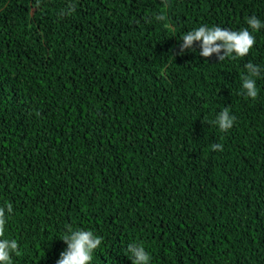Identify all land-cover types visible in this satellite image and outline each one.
<instances>
[{
  "label": "trees",
  "instance_id": "obj_1",
  "mask_svg": "<svg viewBox=\"0 0 264 264\" xmlns=\"http://www.w3.org/2000/svg\"><path fill=\"white\" fill-rule=\"evenodd\" d=\"M253 15L264 0H0L10 264H56L76 229L102 238L91 264H131L134 243L151 264H264V71L241 94L264 29L237 60L180 51L194 28Z\"/></svg>",
  "mask_w": 264,
  "mask_h": 264
},
{
  "label": "clouds",
  "instance_id": "obj_2",
  "mask_svg": "<svg viewBox=\"0 0 264 264\" xmlns=\"http://www.w3.org/2000/svg\"><path fill=\"white\" fill-rule=\"evenodd\" d=\"M246 27L239 30H229L219 26H199L186 32L180 44L181 53L191 50L194 42L199 44V55L204 58L215 55L218 61L231 57L233 60L248 55L256 43L254 33L264 29V21L255 15L246 19ZM246 73L241 79V94L248 98H255L258 94L257 79L264 68L251 62L245 64ZM235 117L225 108L216 115L212 122L221 132L232 128ZM212 150L219 151L222 145H211ZM11 212V206L7 209ZM4 210L0 209V264H10L11 255L17 250L15 240L3 237ZM66 245L56 264H91L94 252L101 246L102 238L90 230H69L60 239ZM127 258L131 264H151V257L141 244H129L126 249Z\"/></svg>",
  "mask_w": 264,
  "mask_h": 264
}]
</instances>
